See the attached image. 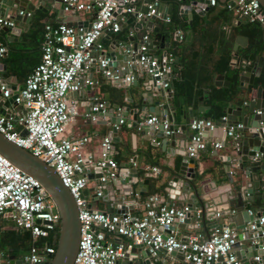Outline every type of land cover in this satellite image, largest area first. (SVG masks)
Segmentation results:
<instances>
[{
    "label": "built area",
    "instance_id": "built-area-1",
    "mask_svg": "<svg viewBox=\"0 0 264 264\" xmlns=\"http://www.w3.org/2000/svg\"><path fill=\"white\" fill-rule=\"evenodd\" d=\"M136 1L143 2L142 9H136L133 5ZM229 1L231 4H225L227 8L234 9L239 16L249 21L259 22L264 30V12L258 0ZM59 2L63 13L84 12L89 13L90 17L94 14L91 24L83 30L82 27L65 21L47 23L40 61L15 90H11L10 82L1 83L6 78L2 76L0 69V98L4 100L15 94L12 103L19 106L17 115H6L0 107V133L52 167L72 194L78 207L80 222L79 243L73 264H116L119 258L124 257L136 245L147 248L154 260L158 259L160 250L164 249L166 253L183 251L184 260L192 264H212L219 258H222L221 264H241L234 247L245 237L242 235L240 239V232L234 228H213L207 238L196 233L181 239L172 232L166 233L174 222H183L190 210L187 205L166 204L159 194L145 197L141 202L142 211L138 215L97 211L87 205L83 190L92 169H102L95 192L96 196H101L104 184L117 179L119 164L112 155L113 141L109 135L100 140L97 155L85 150L89 136L64 135L66 125L78 112L76 102L68 101L69 92L78 91L82 83H92L86 76L92 66H98L105 78L120 86H129L139 75L146 74L152 76L162 89L166 88L171 92L170 77L176 57L167 50L161 56L151 53V36L148 31L142 33L135 48L126 44V37H133L131 30L125 39L117 42L120 46L130 45L126 52L131 59L125 60L124 65L114 71L113 60L105 52L104 44L99 41L105 33L110 35L121 32L130 15L138 20H150L153 16H160V0ZM217 3L218 0H208L209 6ZM23 15L31 17L32 12L26 8L19 9L15 14L0 12V28H14L16 21H20L15 17ZM161 17L166 23L171 20L170 14ZM173 35L178 40L183 38L180 29H176ZM6 52V46L0 42L1 61ZM247 63L242 62L243 65ZM92 100L87 116L95 120L100 110L105 111V102L98 95L93 96ZM224 120L226 115L219 122L201 117L191 120L189 129L194 131V135L187 147L189 157L195 158L207 147V142L201 135L202 129L213 130ZM123 123L122 118L120 125ZM159 123L163 124L166 133L171 132L168 129L169 120L155 114L139 122L137 128ZM259 124L264 130V122L260 121ZM244 128L242 122L223 125L227 137L233 139ZM22 129L26 130L24 135ZM221 146L220 141L213 142L214 148ZM152 170L158 172L156 166ZM3 218L11 220L18 229L28 231L33 241L25 254L16 259H20L23 264H45L51 260L55 248L48 242L40 245L35 242L47 238L51 231L60 226V214L56 204L37 179L22 172L0 154V222ZM247 229L251 232L248 238L251 244L264 242V216H260L257 223L250 221L245 227ZM107 233L123 237L125 241L109 242ZM8 258L0 250V264H7ZM258 258L259 256H255V259Z\"/></svg>",
    "mask_w": 264,
    "mask_h": 264
},
{
    "label": "water",
    "instance_id": "water-1",
    "mask_svg": "<svg viewBox=\"0 0 264 264\" xmlns=\"http://www.w3.org/2000/svg\"><path fill=\"white\" fill-rule=\"evenodd\" d=\"M263 12H264V0H258ZM41 5L44 4V1L40 2ZM0 7L5 9V12L13 11L17 12L19 9L26 8L28 10L35 9V4L29 2V0H0ZM210 8L208 5V0H197V1H184L181 5V11L186 13L189 18H191L190 10H195L198 13H204ZM162 10V6L159 8ZM232 11H229L231 14ZM167 14H171V6L168 10L164 11L162 16L165 17ZM94 17V14H91V17L87 20L82 21L80 17L75 18L73 21L76 22V25L83 30L88 28L91 24V20ZM17 20H29L30 17L16 16ZM153 16L148 23L152 24ZM72 20V19H71ZM67 22V21H65ZM69 22V21H68ZM191 24V21H190ZM125 25V24H123ZM0 32H6L8 35L15 34L19 35L21 28L15 26L14 28L3 27L0 28ZM142 36V33L139 37ZM160 41L165 44L164 37L158 35ZM247 43V37L240 36ZM11 39L10 37L8 38ZM130 39H133L131 37ZM237 41V39H236ZM155 43L154 39L150 38V52L153 53L152 44ZM239 43V42H238ZM244 45V43H239ZM137 44L133 45L135 48ZM166 47H168V40ZM237 47V44L234 45V48ZM130 48V45L120 46V51L124 55V61L131 59L128 56L126 50ZM114 50V49H113ZM166 52V51H164ZM108 55L113 60V66H117L119 62L116 61L114 51L108 53ZM254 59V55H250V61ZM0 69L3 71L6 69V65L0 60ZM264 72V61L261 58L258 64V68L253 70L250 63L243 65V70L239 76L240 85L243 86L244 83L253 84L255 77L259 76ZM124 73V72H122ZM223 75H218L216 77L215 84L217 86H226L228 81L223 80ZM9 83L11 90L16 89V81L10 80L9 78L2 79L1 83ZM137 83V79L133 81V84ZM145 93H142L143 104L141 108V113H138L134 109L126 107L125 110L118 113H113V110L110 109L109 102H105V107L108 108V116L110 124H112L111 131L109 136L113 142H118L120 137L117 135V132L120 128V120L122 116L126 113L132 115L133 122L130 124L132 127L137 128L139 124V119H146L151 114L161 115L162 119L167 118L170 121L169 130L170 133H166L162 123L157 125L149 124L143 125L138 131L141 132L143 139L150 141L151 146H159L162 150L166 152L170 151V148L179 147V149L174 152L182 156V160L177 168H167L168 172L167 180L160 182L163 186L161 189L167 194V202H171L170 199H173L175 196L180 197L184 205L189 206V212L187 217L184 219V224H189L194 213L197 215L196 224L193 227H202L204 230H207V227L220 228L227 226L229 228H234L236 230H243V233H239V238L241 239L244 235L245 239H248L250 236V231L245 230L246 225L250 221L257 223L260 216H264V207L253 209L251 207L250 199L254 197V188L261 187L262 179H259L257 175L258 167H244V163L247 162L248 158H255L256 160L264 159V130L260 128V121L264 122V88L262 85H258L249 90L250 100L243 105H239L237 108H224V111L227 112L226 120L221 121L214 129L221 131V135L218 136L222 145L225 143L227 138L226 131L223 129V125L229 126L242 122L245 128L238 133V137L234 139V146L238 148V155L240 158L237 159L239 163V176H246L247 181L242 184L238 190H230V184L233 183V178L231 176L229 166L226 168L227 176L229 179V187L226 191L220 193L216 197L211 198L210 201H205L207 197L206 193H201L199 189H202L200 173H197L196 168V159L191 158L187 154V147L194 135V131H191L188 126L180 125L176 127L173 124L175 121V112L174 107L170 103H162L165 99L164 90L158 85L155 79L152 76H148L146 82H144ZM89 85H87V88ZM151 88H155L156 93L150 92ZM15 94L8 98L12 102ZM154 97H157L156 100H153ZM202 99V98H201ZM146 103L151 104L150 106H145ZM200 110L203 111L208 106H204L203 102L199 103ZM0 107L2 111L8 115L12 114L10 109H5L4 100L0 98ZM120 108H122L120 106ZM257 111H260L258 113ZM149 114H146V113ZM99 113H103L101 110ZM189 116L193 117L192 111H189ZM199 118V117H194ZM207 118V117H203ZM212 119H214L212 117ZM21 127V126H20ZM213 129V130H214ZM213 131L208 128H203L201 135L206 138L210 136ZM26 133L25 129H22V134ZM112 154L115 149L113 145ZM175 149V148H174ZM174 153L171 154L173 155ZM0 154L8 159L13 165L19 168L22 172L33 176L37 179L46 191L49 193L54 203L56 204L57 210L60 214V230H59V239L55 249L54 254L51 256L49 264H73L74 257L77 253L79 235H80V222L78 218V207L74 201L72 194L70 193L68 187L61 181L60 177L57 175L55 170L45 163L40 158L36 157L28 150L16 145L14 142L6 139L0 133ZM133 164H136V156H132L130 160ZM189 163H192V166H188ZM264 170V166H261ZM99 171V176L102 172V169L97 167L95 169ZM128 173V174H127ZM119 177L118 179L112 180L110 189H118V194L113 196L110 201L112 202V207L109 212H129L133 214L134 204L136 200H127V196L131 195V184L137 183L138 186L134 188V192L138 197H142L148 189V179L147 180H138L137 168L133 167L128 168L127 162L119 163ZM151 172L145 173L146 176H151ZM90 177V175H89ZM264 182V180H263ZM240 184V183H239ZM127 186V188H126ZM106 192V189H103V193ZM86 193V190H83V194ZM96 196V194H95ZM96 198H102V196H96ZM261 198L264 199V193L261 194ZM199 203L200 205L198 206ZM199 207V210L196 212V208ZM96 210V209H95ZM102 211V210H97ZM219 219L223 221V224L219 223ZM208 221V222H207ZM210 221V222H209ZM191 226V225H190ZM172 225L166 231L170 233ZM143 245L134 246L129 252L125 253L124 261H128L129 257L135 256V250H139V254L143 259V264H160L156 261H152L150 253L147 248L145 251L142 250ZM252 249L250 251L256 250L257 255H262L264 253V242L258 241L252 244ZM160 252L163 254L162 260L166 263L167 260H177L178 262L171 261L168 264H192L184 260L183 251L174 250L170 253H166L164 249H161ZM137 255V253H136ZM133 259V258H131ZM216 262L222 263V258H219ZM7 264H23L20 259H16L15 255L11 254L8 258ZM125 264V262H123ZM162 264V263H161Z\"/></svg>",
    "mask_w": 264,
    "mask_h": 264
},
{
    "label": "crops",
    "instance_id": "crops-1",
    "mask_svg": "<svg viewBox=\"0 0 264 264\" xmlns=\"http://www.w3.org/2000/svg\"><path fill=\"white\" fill-rule=\"evenodd\" d=\"M41 1H44V4L41 5ZM161 1L162 6V13L160 16L155 17L152 19V24H149V20H138L134 15H130L127 19V21L123 25L122 31L123 35L127 36V33H129L131 30L133 31V39H130V36L126 37L125 43L130 44L131 46L138 44L140 42L139 35L145 31L150 32V36L154 39L155 43L152 44V49L154 50V54L161 56L165 50L168 49L166 47L167 40H168V46L170 45V39L171 37H174V35L168 34V29L170 24L166 23L163 18L161 17L163 12L168 10L171 6V12L175 8L173 3L170 1ZM29 2L35 4V8H42L44 11L48 13L49 16V22L51 23H57L60 21H69L68 23L76 25V22L73 21L75 18L80 17L82 21L87 20L90 18L89 13L84 12H77V13H71L66 14L63 13L61 9V4L59 0H29ZM230 3L229 0H218V3L214 7L216 10L218 8H221L222 6L226 7L225 4ZM133 5L136 7V9H142L143 8V2L136 1L133 3ZM210 8L205 11L204 13H198L195 10H190L191 18L192 14L196 13L203 17V19H210L213 17V15H208L207 12L210 10ZM22 9H24L22 7ZM229 11H232L231 14H229ZM228 11V17H227V23L225 26H222L223 29L226 30V36L227 38L230 37L233 31V27L238 25L240 22H242L245 18L239 16L234 9H229ZM0 12L4 13L5 9L0 8ZM180 12L183 13L186 18L189 20V23L191 21V18L188 17L186 13L183 11ZM17 13V12H16ZM8 14H15L13 11H8ZM72 19V20H71ZM27 23V20H20L16 21V26L21 28V31L24 30L25 24ZM0 34H3L7 40L10 37L12 40H16L18 35L10 34L8 35L6 32H2ZM158 35H161L164 37L165 44L160 41V37H157ZM240 36L243 35H236L233 43L234 45L237 44V47H243L247 43L244 41L243 38ZM244 37V36H243ZM104 38H107L109 40V43L104 45L105 46V52L111 53L114 51L116 61L119 62L117 66H114V71L120 68V66L124 65V55L120 51V45L117 43L118 39L113 36V34L108 35L105 33L99 41H103ZM175 38V37H174ZM237 39V41H236ZM244 43V45H241L239 43ZM234 48V49H236ZM114 49V50H113ZM260 56H255L250 65H252L253 70L258 68V64L260 61ZM234 63L237 60H233ZM222 75V74H219ZM87 78H90L92 83L87 88L88 84L82 83L79 90L76 92H69L68 94V101H74L76 102L78 106V112L75 114L70 122L66 125L64 135H72V134H83L89 136V140L85 146L86 151H90L93 154L97 155L99 151V144L100 140L103 136L108 135L111 131L112 124H110L109 116H108V108L105 107V111L103 113H99L95 120H92L87 116V113L90 110V107L92 105V98L93 96H96L98 92L100 91L101 86H104L103 92H101V96L104 100V102H109V108L113 110V113L122 112L125 110L126 107H129L130 109L136 110L138 113H141V108L144 106L143 104V96L142 93H145V86L144 82L147 81L148 76L146 74L139 75L137 78L136 84H131L129 86H120L119 84H116L114 81H111L108 78L103 77V80H100V78L103 76L102 72L98 68V66H92L90 67L89 71L86 74ZM174 76H179L178 72L171 74V79ZM218 75H216L217 77ZM224 76V75H223ZM216 77L214 78V84L216 81ZM256 78V77H255ZM10 80L16 81V86H19L21 83H19L15 76L9 77ZM224 81H228L225 77L223 78ZM255 80V79H254ZM216 85V84H215ZM250 84L244 83L243 86L240 85V87L243 89L244 92L241 93V97L244 101L248 102L250 100V93L248 91V86ZM217 86V85H216ZM263 86V85H262ZM121 88L123 87L127 92L124 93L123 97H120L115 100L113 97L114 88ZM264 88V86H263ZM165 92V99L161 101L162 103H170L171 106L174 107L175 112V121H173V124L176 127H179L180 125H186L189 127V124L191 120L194 117H207V111L209 110V104L207 102L208 98V89L204 90L203 95L198 97L197 105L195 107L190 105H182V106H176L171 98H170V92L164 88ZM153 93H156L155 88H151V91ZM1 95V94H0ZM202 98V99H201ZM157 97H154L153 100H156ZM200 101L203 102L204 106H208V108H205L203 111L200 110L199 103ZM134 102L133 106H130V103ZM129 103V104H128ZM244 103H237V102H229L225 104V108H232L235 109L239 105H243ZM151 104L146 103L145 106H150ZM4 106L7 109H10L12 114L17 115L19 114V106H16L14 103L8 100V98L4 99ZM120 106L122 108H120ZM189 111H192L193 117L189 116ZM146 114H149L148 112ZM156 115V114H155ZM225 115H227V112L225 111ZM160 118L161 115H157ZM124 123L120 125V127H123V129L118 130L117 135L120 137V140L118 142H113V145H115V149L113 152V156L117 155L119 158V162H127L128 168L131 169L133 167L137 168L138 172V180H147L148 179V189L145 191L144 195L142 197H138L135 192L134 188L138 186L137 183L131 184V195L127 196V200H136L137 202L134 204L133 207V214L138 215L142 211L141 202L142 200L151 195V194H159L163 201L168 205H176V206H183L184 203L180 199V197L175 196L173 199H170L171 202H167L168 196L163 191L162 185H160L162 181L167 180L168 172L166 171L167 168H177L182 160V156L174 153L176 152L179 147L170 148V151L166 152L165 150H162L159 146H151L150 141L143 139V136L140 131L137 130V128L132 127L130 124L133 122L132 115L129 113H126L122 116ZM143 119H139L141 122ZM170 122V121H169ZM210 136H207L204 138L207 142L206 149L200 151L198 155L195 157L196 161V172L200 173V179H201V187L199 191L201 193H206L207 197L204 199L205 201H210L211 198L216 197L220 193L226 191L229 187V179L227 176L226 168L229 166L231 176L233 178V183L230 184V190L233 192L238 190L239 187L244 184L247 181L246 176H239V163L236 161L240 158V155H238L237 150L238 148H235L234 146V139L231 137H227L225 140V143L220 148H214L213 142L220 141V138L218 136L221 135V131L219 130H212ZM221 142V141H220ZM174 153L173 155L171 154ZM132 156H136V164L134 165L130 160ZM244 167H258L257 175L259 176V179H262V186L259 187L261 190V194L264 193V170L261 168V166H264V159L259 160H253V158H248L247 162L243 164ZM156 166L158 168V172H154L152 170V167ZM188 166H192V163H189ZM96 168L92 169L90 173V177L88 180V183L86 185V193L84 194V198L87 202V205L91 209L96 210H102V211H108L112 207V202L110 199L118 194V189L114 188L111 190L109 183H111V180L106 182L104 184V188L106 189V192H102V198H96L95 192L98 186V176L99 171L95 170ZM151 172V176H146L145 173ZM128 174V173H127ZM119 177V174H118ZM118 179V178H117ZM240 183V184H239ZM127 188V186H126ZM254 197L250 199V204L253 209L264 207V199L261 198L260 202L255 201L256 193L258 195V188H254ZM260 194V196H261ZM212 204V202L210 201ZM198 206L200 205L197 203ZM199 210V207L196 208V212ZM197 215L194 213L191 221L189 224H184L183 222L176 221L172 224L171 232L176 235V237L184 239L188 236L196 233H200L203 235V237L207 238V236L211 233L212 229L210 227H207V230H204L202 227H193L194 224H196ZM4 218L1 220V223H3ZM208 222V221H207ZM210 222V221H209ZM219 223L223 224V221L219 219ZM10 222L5 223V227H9ZM191 225V226H190ZM240 233L243 232V230H238ZM106 238L109 242H117V241H125V238L117 236L113 233H107ZM252 247V244L249 239H243L240 240L238 244L234 247V251L238 258L241 261V264H264V253L262 255H257L256 250L250 251ZM142 250L145 251V247H142ZM137 253V255H136ZM163 254L160 252L159 257L157 260L152 259V261H156L157 263H164V260H162ZM255 256H259L258 259H255ZM15 257H20L16 256ZM133 258V259H131ZM171 261L178 262L177 260H167L165 264L170 263ZM143 264V259L139 254V250H135V256L129 257L128 261H124V258H119L116 264ZM179 263V262H178ZM212 264H221L219 262H214Z\"/></svg>",
    "mask_w": 264,
    "mask_h": 264
},
{
    "label": "trees",
    "instance_id": "trees-1",
    "mask_svg": "<svg viewBox=\"0 0 264 264\" xmlns=\"http://www.w3.org/2000/svg\"><path fill=\"white\" fill-rule=\"evenodd\" d=\"M170 1L174 9L170 14V26L168 34L173 35L176 29L183 32V38L178 40L171 37L167 51L175 57L172 73L178 72L179 76H174L170 80V98L176 106L197 105L198 97L203 95L208 89L207 102L210 105L207 111V118L219 122L225 115V104L229 102L244 103L240 96L243 89L240 87L239 76L243 70V61H250V55L260 56L264 61V30L257 21L244 19L233 27L229 38L226 30L222 26L227 23L229 8L222 6L217 10L211 7L207 12L213 15L210 19H203L200 15L193 13L191 24L186 16L180 12V7L186 0H164ZM32 15L25 24L24 30L20 32L16 40L9 41L0 34V42L7 48L2 62L6 69L1 72L2 76L9 78L15 76L19 83H23L25 77L32 71L34 66L40 61L41 44L45 25L49 22V16L42 8L31 10ZM55 24V23H52ZM247 37V44L243 47L233 48L236 35ZM114 37L125 39L123 31L114 33ZM104 45L109 43L104 38ZM233 60H237L235 63ZM222 74L228 80L226 86H216L214 78ZM102 76L100 80H103ZM258 85L264 86V72L257 76L254 83L248 86V91ZM101 86L98 96L105 91ZM127 92L123 87L114 88L113 97L116 99L123 97ZM130 92V91H129ZM129 92H127L129 94ZM131 93V92H130ZM103 99V98H102ZM129 104V103H128ZM134 102L130 103L133 106ZM123 129V127H120ZM119 162L117 155L113 156ZM261 190L258 189L255 201H261ZM10 222L9 227H5L6 222ZM60 226L51 231L45 239H39L35 243L40 245L48 242L55 249L59 239ZM33 243L30 233L18 229L11 220L4 218L0 222V250L5 257L11 254L22 256ZM45 264H49V261Z\"/></svg>",
    "mask_w": 264,
    "mask_h": 264
}]
</instances>
